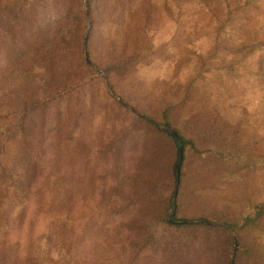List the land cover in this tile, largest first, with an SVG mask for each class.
I'll use <instances>...</instances> for the list:
<instances>
[{"label": "trees", "instance_id": "1", "mask_svg": "<svg viewBox=\"0 0 264 264\" xmlns=\"http://www.w3.org/2000/svg\"><path fill=\"white\" fill-rule=\"evenodd\" d=\"M96 5V22L111 21L114 0ZM86 6L93 26L95 0ZM86 20L83 0H0V89L16 71L45 76L38 86L0 96V110L17 119L36 172L22 214L0 230V264H258L241 237L264 204L239 215L180 200L183 178L203 190L241 157L205 128L175 127V101L150 103L119 92L111 77L128 64L123 57L98 61ZM98 90L111 98L109 108ZM231 232L238 237L234 259ZM42 239L66 257L40 256Z\"/></svg>", "mask_w": 264, "mask_h": 264}, {"label": "rangeland", "instance_id": "2", "mask_svg": "<svg viewBox=\"0 0 264 264\" xmlns=\"http://www.w3.org/2000/svg\"><path fill=\"white\" fill-rule=\"evenodd\" d=\"M99 1L92 26L83 0L84 33L92 26L91 45L101 64L126 60L127 71L111 77L113 86L150 103L175 101V127L205 128L217 145L241 157L229 171L209 177V186L224 190L226 204L239 215L264 204V0H114L111 21L96 22L101 20ZM101 77L110 95L121 101L104 73ZM44 78L38 69L16 71L0 96L38 86ZM98 95L109 108L111 98L99 90ZM7 112L0 110V230L22 214L36 178L17 119ZM243 232L242 244L264 264V212ZM231 235L234 259L238 237ZM38 253L56 260L66 257L44 239L38 241Z\"/></svg>", "mask_w": 264, "mask_h": 264}, {"label": "crops", "instance_id": "3", "mask_svg": "<svg viewBox=\"0 0 264 264\" xmlns=\"http://www.w3.org/2000/svg\"><path fill=\"white\" fill-rule=\"evenodd\" d=\"M195 170L200 171L201 169L192 168V171H195ZM186 178L182 179L183 180L182 186H185V190H183L180 200L184 199L185 202L186 201L189 202L192 207L194 206L193 203L197 201L205 203V205L209 206L208 208H210L211 206L213 209H215L216 210L215 212H221L222 209L224 208L226 209L227 207L228 209L230 208V206L226 204L224 200V197H223L224 190H213V187L209 186L208 180L205 182V188H203V190H193L191 187L187 186ZM176 197H177V194L175 196V201H176ZM212 214H215V213L212 212Z\"/></svg>", "mask_w": 264, "mask_h": 264}, {"label": "water", "instance_id": "4", "mask_svg": "<svg viewBox=\"0 0 264 264\" xmlns=\"http://www.w3.org/2000/svg\"><path fill=\"white\" fill-rule=\"evenodd\" d=\"M84 57H85L86 62H88V58H87V54H86V52H85V54H84ZM96 71L98 72V74H100L101 76H103V73H102L101 71H99V70H96ZM167 132H168L169 134H171V135H175V131H174L173 129H168ZM176 140H177V144H178V146H179V150H180V152H181V151H182L181 142H180V140L178 139V137H176ZM181 160H182V157L180 156L179 164H178V166H177V169H178V170L180 169V162H181ZM175 196H176V194H175ZM173 202L175 203V197H174V199H173ZM174 210H175V206L172 208L171 213H170V216H172V215L174 214ZM191 223H202V222H201V221H195V222H191ZM224 226L228 228L227 225H224ZM235 248H236V244H235ZM232 259H233V257H232Z\"/></svg>", "mask_w": 264, "mask_h": 264}]
</instances>
